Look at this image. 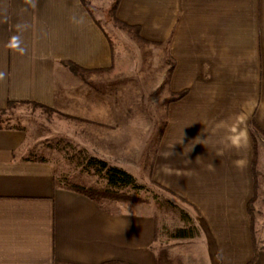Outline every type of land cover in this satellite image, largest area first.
I'll list each match as a JSON object with an SVG mask.
<instances>
[{"label": "crops", "instance_id": "1", "mask_svg": "<svg viewBox=\"0 0 264 264\" xmlns=\"http://www.w3.org/2000/svg\"><path fill=\"white\" fill-rule=\"evenodd\" d=\"M113 2L0 0V110L76 100L78 77L115 69L104 22L138 27L167 76L152 179L194 212L208 264H264V0H118L115 19ZM26 139L0 127V264H156L155 214L56 186Z\"/></svg>", "mask_w": 264, "mask_h": 264}, {"label": "rangeland", "instance_id": "2", "mask_svg": "<svg viewBox=\"0 0 264 264\" xmlns=\"http://www.w3.org/2000/svg\"><path fill=\"white\" fill-rule=\"evenodd\" d=\"M104 23L114 46V71L78 77L74 81L75 90L71 87L68 91L76 100H65L61 108L11 107L0 112V122L26 131L25 154L30 151L43 154L60 174L82 184H104L94 170L86 171L82 167L92 155L132 173L142 187L128 190L139 200L127 204L106 203L155 214L159 223L157 249L168 250L172 258H181L184 264H208L200 236L177 238L173 235L177 228L186 225L181 214L189 213L194 219V212L185 200L167 193L168 189L151 177L154 153L165 121L164 60L142 44L133 32ZM64 82H61L62 91ZM255 170L256 178L264 185V171L260 172L259 167ZM256 188L251 208L256 215L257 230L263 205L260 203L258 210L256 204L264 201V187L258 190L257 183Z\"/></svg>", "mask_w": 264, "mask_h": 264}, {"label": "trees", "instance_id": "3", "mask_svg": "<svg viewBox=\"0 0 264 264\" xmlns=\"http://www.w3.org/2000/svg\"><path fill=\"white\" fill-rule=\"evenodd\" d=\"M117 3L118 0H114L110 8V15H112L114 19H115V8L117 6ZM118 22L120 21L118 20ZM121 25L123 28L133 27L126 23H123ZM135 29H136L135 33L137 38L143 42L144 40L139 34L138 27H136ZM67 65L71 71L77 74H81L83 72L88 71L73 63H68ZM96 71H104V70L98 69ZM176 98H178V96H176ZM14 105H15L14 102L9 101L8 106L4 110H0V112H3ZM33 105L36 107H41L43 109L51 110L50 107L41 104L33 103ZM0 127L14 128L15 126H12L10 124H2V122H0ZM26 159L41 161V162H49L46 156H44L43 154H38L36 151H30ZM82 167L86 171H91V169L94 170L93 173L97 175L99 177L98 179L102 180L104 184L102 186L85 185L82 184L81 182L71 179L69 176L65 174H60L58 172V169L56 167H53L55 185L66 187L75 192L84 194L90 197L91 199L97 201L100 205H104L106 202L127 204V203H134L139 200V198H137L135 194L131 193L128 189L136 190L141 188L142 185L137 182L136 177L129 171L117 165H113L105 159L93 155L87 157L86 161L82 163ZM164 190L166 189L164 188ZM166 191L169 194L175 195L169 190ZM254 198L250 201V209H252L251 207ZM181 216H182V220H184L186 225L181 228H177L173 235L177 238H193L196 235H198L199 228L196 225V222L193 219V217H191L189 213H183L181 214ZM253 219L255 221L254 215H253ZM253 234H254V244H257L255 229L253 230ZM257 254H258L257 249H255L254 256L248 264H253L256 261ZM113 263H117V262H107L106 264H113ZM156 264H184V262L183 259L181 258H176V259L172 258L168 250L164 248H160L157 249L156 251Z\"/></svg>", "mask_w": 264, "mask_h": 264}]
</instances>
